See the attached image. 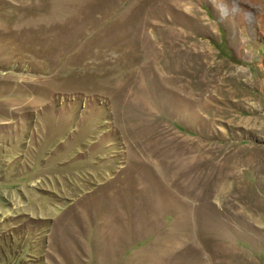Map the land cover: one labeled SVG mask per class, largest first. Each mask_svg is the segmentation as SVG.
Instances as JSON below:
<instances>
[{
	"label": "rangeland",
	"instance_id": "1",
	"mask_svg": "<svg viewBox=\"0 0 264 264\" xmlns=\"http://www.w3.org/2000/svg\"><path fill=\"white\" fill-rule=\"evenodd\" d=\"M5 1L0 264H264V0Z\"/></svg>",
	"mask_w": 264,
	"mask_h": 264
},
{
	"label": "bare ground",
	"instance_id": "2",
	"mask_svg": "<svg viewBox=\"0 0 264 264\" xmlns=\"http://www.w3.org/2000/svg\"><path fill=\"white\" fill-rule=\"evenodd\" d=\"M0 1H2V2H6L5 0H0ZM16 6H17V4H15ZM5 15V14H4ZM50 25V24H49ZM49 28V27H48ZM2 36V35H1ZM8 106V105H7ZM2 107V106H1ZM0 107V114L1 113H3L4 111H6V110H4L3 108H1ZM6 109V108H5ZM13 114V113H12ZM2 115V114H1ZM6 115H7V113H6ZM5 116V115H4ZM2 121H0V123H1ZM0 128H2V124H0Z\"/></svg>",
	"mask_w": 264,
	"mask_h": 264
}]
</instances>
